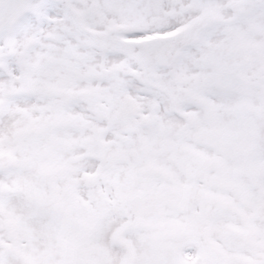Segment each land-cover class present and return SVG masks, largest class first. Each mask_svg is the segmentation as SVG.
Listing matches in <instances>:
<instances>
[{
    "label": "snow or ice",
    "instance_id": "obj_1",
    "mask_svg": "<svg viewBox=\"0 0 264 264\" xmlns=\"http://www.w3.org/2000/svg\"><path fill=\"white\" fill-rule=\"evenodd\" d=\"M0 264H264V0H0Z\"/></svg>",
    "mask_w": 264,
    "mask_h": 264
}]
</instances>
